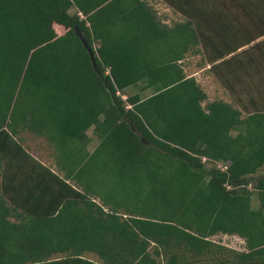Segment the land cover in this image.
<instances>
[{"label":"trees","instance_id":"trees-1","mask_svg":"<svg viewBox=\"0 0 264 264\" xmlns=\"http://www.w3.org/2000/svg\"><path fill=\"white\" fill-rule=\"evenodd\" d=\"M161 1L178 21L144 0H0V264H264V110L208 101L182 66L201 55L232 92L236 9L264 0Z\"/></svg>","mask_w":264,"mask_h":264},{"label":"crops","instance_id":"crops-1","mask_svg":"<svg viewBox=\"0 0 264 264\" xmlns=\"http://www.w3.org/2000/svg\"><path fill=\"white\" fill-rule=\"evenodd\" d=\"M236 10L238 18L234 26L240 45L238 50L227 58H237V71L233 79L232 92L225 87L222 88L228 96V99L224 101L233 102L238 109H244L243 113L246 115V113L264 110V5L245 9L248 10L247 13L252 11L253 14L246 15L245 11L238 8ZM246 34L253 36L249 42L242 40L245 39ZM228 80H232L230 75ZM44 165L55 171L52 162L49 165L44 163Z\"/></svg>","mask_w":264,"mask_h":264},{"label":"rangeland","instance_id":"rangeland-1","mask_svg":"<svg viewBox=\"0 0 264 264\" xmlns=\"http://www.w3.org/2000/svg\"><path fill=\"white\" fill-rule=\"evenodd\" d=\"M146 1L150 7L157 13V16L160 20L165 22L166 24H172L175 21H178L176 15L168 9L161 0H144ZM72 13V10H71ZM182 66L185 69V73L187 76H193L196 81L200 84V86L204 89L207 94L208 101L213 100H226L228 99L227 94L224 89L220 85V83L216 80V78L209 72L208 67L203 61L201 55L196 56H188L182 63ZM129 93H134V89L128 90ZM150 94L149 92H144L142 97ZM25 147L39 160L43 163L49 165L51 163V159L48 157L49 149L46 146L45 142L38 138H33L28 135L25 137ZM253 207L257 206V202L253 199L252 202ZM218 244L225 245L227 248L234 249L236 251L244 250V243L238 237L231 236H218L213 238Z\"/></svg>","mask_w":264,"mask_h":264},{"label":"water","instance_id":"water-1","mask_svg":"<svg viewBox=\"0 0 264 264\" xmlns=\"http://www.w3.org/2000/svg\"><path fill=\"white\" fill-rule=\"evenodd\" d=\"M74 32H75V35L80 39V41H81V43L83 44L84 48L87 49V51H88V53H89V55H90L91 61L93 62L92 52H91V50L88 48L87 43H86L84 37L81 35V33H80V31L78 30L77 27H75ZM93 67L95 68V65H94V64H93ZM130 127H131V126H130ZM131 130L134 131V130H133V127H131Z\"/></svg>","mask_w":264,"mask_h":264},{"label":"built area","instance_id":"built-area-1","mask_svg":"<svg viewBox=\"0 0 264 264\" xmlns=\"http://www.w3.org/2000/svg\"><path fill=\"white\" fill-rule=\"evenodd\" d=\"M80 16H81V14H80ZM81 17H82V16H81ZM117 94L119 95L118 92H117ZM122 98L125 99L124 96H122ZM216 166H217V168H219V169L222 170V171L226 170V166H225V165L217 164Z\"/></svg>","mask_w":264,"mask_h":264}]
</instances>
